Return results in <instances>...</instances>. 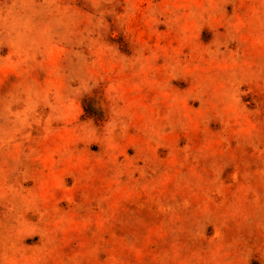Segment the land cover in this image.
<instances>
[{"label":"rangeland","instance_id":"obj_1","mask_svg":"<svg viewBox=\"0 0 264 264\" xmlns=\"http://www.w3.org/2000/svg\"><path fill=\"white\" fill-rule=\"evenodd\" d=\"M0 264H264V0H0Z\"/></svg>","mask_w":264,"mask_h":264}]
</instances>
